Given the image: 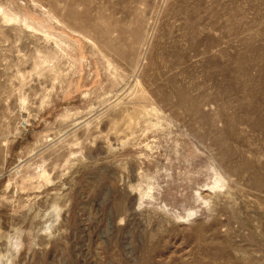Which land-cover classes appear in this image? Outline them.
Here are the masks:
<instances>
[{
  "label": "rangeland",
  "instance_id": "374dc122",
  "mask_svg": "<svg viewBox=\"0 0 264 264\" xmlns=\"http://www.w3.org/2000/svg\"><path fill=\"white\" fill-rule=\"evenodd\" d=\"M0 264H264V0H0Z\"/></svg>",
  "mask_w": 264,
  "mask_h": 264
}]
</instances>
